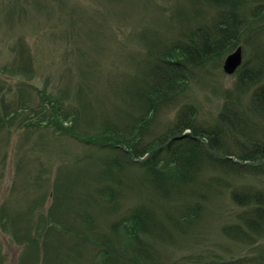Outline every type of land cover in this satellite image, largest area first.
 Listing matches in <instances>:
<instances>
[{
	"label": "rangeland",
	"instance_id": "374dc122",
	"mask_svg": "<svg viewBox=\"0 0 264 264\" xmlns=\"http://www.w3.org/2000/svg\"><path fill=\"white\" fill-rule=\"evenodd\" d=\"M210 10L195 0H0V264H218L244 252L224 228L239 210L231 189L250 179L206 168L194 193L165 198L139 166L146 155L121 151L145 111L135 87L166 70L158 49L176 39V26ZM250 38L237 45L248 65ZM226 54L191 70L172 98L155 101L137 148L155 144L185 103L200 122L216 120L237 81L222 70ZM153 67L155 79L147 77ZM251 91L240 94L243 103ZM41 99L51 100L46 107H56L65 128L30 124L41 118ZM262 104L250 103L259 114ZM104 126L117 148L98 144ZM154 181L165 184L160 172ZM134 208L145 216L136 240L135 226L123 228Z\"/></svg>",
	"mask_w": 264,
	"mask_h": 264
},
{
	"label": "trees",
	"instance_id": "16d2710c",
	"mask_svg": "<svg viewBox=\"0 0 264 264\" xmlns=\"http://www.w3.org/2000/svg\"><path fill=\"white\" fill-rule=\"evenodd\" d=\"M195 1H200L213 11L210 10L206 18L196 19L192 26L186 23L176 26L175 30L179 31L176 39L158 49V60L166 63V70L156 83L135 87L136 103L140 99L145 100V111L131 125L136 136L129 141L123 139L129 148L123 144L121 151L130 154L132 159L146 155L139 161V166L149 176L156 192L165 198L182 194L184 188L194 193L195 184L192 183L206 168L250 179V183L231 189L230 199L239 210L235 221L224 228L229 236L244 246V252L238 257L218 261V264H264V129L259 132L256 126L258 121H264V0ZM250 35L251 44L248 47L253 62L248 65L247 60H243L233 73L237 77L235 91H226L216 120L209 124L200 122L194 105L185 103L180 106L173 124L155 144L137 148V141L147 123L145 113L155 106V101L172 98L179 93L181 85L187 84L191 70L209 64L214 66L216 59L239 45L241 38ZM157 75L154 67L147 72V77L155 79ZM248 89L252 91L243 103L240 94ZM43 99L38 107L41 118L30 124L65 128L56 107L52 105L51 110L46 107L45 102L51 104V100L43 102ZM254 102L263 103L261 115L254 105H250ZM8 116L6 113L3 118ZM231 122H235V126ZM239 124L256 129L258 134L235 131ZM108 128L104 126V135L101 140H97L98 144L117 148L121 143ZM231 156L237 159L232 160ZM157 172L161 173L165 184L154 181ZM211 183L208 181L207 184ZM144 217L138 208H134L130 216L131 225H126V219L123 220V228H127V231L136 227L137 230L130 235L134 240L138 239L139 230H145Z\"/></svg>",
	"mask_w": 264,
	"mask_h": 264
},
{
	"label": "water",
	"instance_id": "95a60500",
	"mask_svg": "<svg viewBox=\"0 0 264 264\" xmlns=\"http://www.w3.org/2000/svg\"><path fill=\"white\" fill-rule=\"evenodd\" d=\"M242 62V48L235 47L232 51L227 53L223 59L222 70L226 74H233Z\"/></svg>",
	"mask_w": 264,
	"mask_h": 264
}]
</instances>
